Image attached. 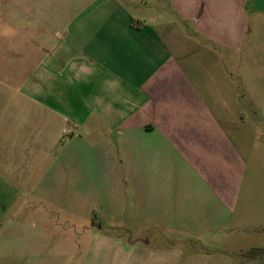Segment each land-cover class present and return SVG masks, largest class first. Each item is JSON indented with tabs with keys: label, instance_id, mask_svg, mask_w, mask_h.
I'll list each match as a JSON object with an SVG mask.
<instances>
[{
	"label": "crops",
	"instance_id": "crops-1",
	"mask_svg": "<svg viewBox=\"0 0 264 264\" xmlns=\"http://www.w3.org/2000/svg\"><path fill=\"white\" fill-rule=\"evenodd\" d=\"M261 34L264 0H0V173L9 150L61 142L52 182L80 165L135 183L134 207L111 191L106 229L216 236L238 184L222 169L238 159L233 135L254 130L248 116L264 124Z\"/></svg>",
	"mask_w": 264,
	"mask_h": 264
},
{
	"label": "rangeland",
	"instance_id": "rangeland-1",
	"mask_svg": "<svg viewBox=\"0 0 264 264\" xmlns=\"http://www.w3.org/2000/svg\"><path fill=\"white\" fill-rule=\"evenodd\" d=\"M256 41L264 44V34ZM235 82L241 95H247L240 79ZM243 102L244 108L257 104ZM248 117L254 130L233 135L238 159L230 167L222 166L238 179L233 206L218 215L223 221L226 217V225L221 226L226 229L206 235L203 242L185 240L182 231L178 236L184 242L163 239L151 230L106 229V219L112 218L116 206L111 191L126 196L118 208L134 207L129 195L136 191L135 183L82 175L80 165L71 166L66 183L59 175L52 182L51 165L63 151L61 142L51 150H9L7 173H0V264H224L212 260L214 256L232 257L233 264H239L241 257L264 251V124L257 127V119ZM61 166L58 161L56 169ZM86 222L98 228L87 230ZM209 238H215V245L209 244ZM131 240L137 246L129 245Z\"/></svg>",
	"mask_w": 264,
	"mask_h": 264
},
{
	"label": "trees",
	"instance_id": "trees-1",
	"mask_svg": "<svg viewBox=\"0 0 264 264\" xmlns=\"http://www.w3.org/2000/svg\"><path fill=\"white\" fill-rule=\"evenodd\" d=\"M264 255V251L263 250H260V251H256V252H253L252 254L246 256L247 258H255V257H258V256H262Z\"/></svg>",
	"mask_w": 264,
	"mask_h": 264
}]
</instances>
